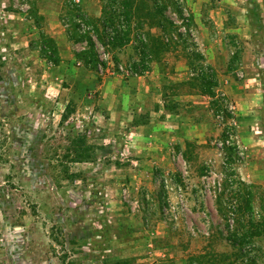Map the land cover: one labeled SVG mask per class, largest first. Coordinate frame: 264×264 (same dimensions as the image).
<instances>
[{
  "label": "rangeland",
  "instance_id": "374dc122",
  "mask_svg": "<svg viewBox=\"0 0 264 264\" xmlns=\"http://www.w3.org/2000/svg\"><path fill=\"white\" fill-rule=\"evenodd\" d=\"M127 2L129 41L119 46ZM243 4L0 0V264H198L201 253L214 264H264V235L241 249L228 240L264 218V31L252 37L242 26L239 34L209 24L240 18ZM200 15H212L205 48L230 61L212 68L214 98L201 83L213 82ZM183 18L197 40L180 29ZM144 46L142 74L167 71L154 67L153 49L179 50L178 102L160 101L157 78L146 94L129 89ZM144 109L150 131L137 136L129 117ZM238 180L251 186L252 213L231 208Z\"/></svg>",
  "mask_w": 264,
  "mask_h": 264
},
{
  "label": "crops",
  "instance_id": "0c3cea01",
  "mask_svg": "<svg viewBox=\"0 0 264 264\" xmlns=\"http://www.w3.org/2000/svg\"><path fill=\"white\" fill-rule=\"evenodd\" d=\"M232 6V5H231ZM252 6V7H251ZM254 8V9H253ZM217 14L219 12H221V10L219 11H215ZM241 12L242 15L241 17H236V19H234V17L231 15V17L228 19L227 14L223 15L221 17V19L218 20V18L215 21H210V23L213 24V30L216 28H221V30H223V32H227V29H235L236 26H238L236 28V31L239 32L240 34V26H242V30L245 31V33H249V36H255L254 30H255V25L259 22H262V31H264V0H256L255 3H251L250 0H245V4L242 5L241 7ZM232 14V12H231ZM201 17H199L198 19H196V22L198 24V28L201 31L197 30L198 33V37L200 40V48L203 51L204 57H205V63L210 65L212 68L217 69L218 67H228L229 68V64L230 61L225 59L226 61H223L224 59L221 58V60L223 61V63H221L220 61V56H223L222 54H224V50L218 51V50H212V47L205 48V35L203 33L204 30V21L206 20V18L211 19L212 15L210 17L208 16H204V15H200ZM220 18V16H219ZM208 19V20H209ZM233 20V22L230 21ZM257 20V22L255 20ZM241 20V23H239ZM231 24H235V26L231 25ZM260 24V23H259ZM219 26V27H218ZM200 32V33H199ZM209 34H211V32H209ZM221 34H218L215 36L218 37ZM257 35V34H256ZM214 36V37H215ZM248 36V35H247ZM218 39V38H217ZM248 43V42H247ZM215 46V45H214ZM212 50V51H211ZM230 53L233 54V51L230 50ZM179 56V50H174L173 48H167L165 50H163L158 56H154L153 58V64L155 65L154 67L157 68L158 65L163 64L162 67L167 66V71H162L163 73H159L158 70L154 71L152 70V72H147L145 74H135L129 77V89L132 91L135 87L137 89V92L140 93V91L143 89L144 93L146 94V92L151 91V90H155V86L151 87V85H153L154 83H156L154 80L155 78L160 80V84H158V95H160V97L165 96V100L160 99V101L162 102H169L170 98H174L177 100H180L181 95H183L185 93V87H183L184 84V77H180V73H176L173 74L172 70H182L184 69L185 65L184 63L180 62L179 60H176ZM161 61H160V60ZM256 65L258 67H260V62L259 60H257ZM183 64V65H182ZM243 65L239 66L242 68H249L250 65L249 63H242ZM232 70L236 69V65L233 64L231 67ZM157 76V77H155ZM151 84V85H150ZM244 86H249V80L246 82H244ZM154 88V89H153ZM122 92V89L120 91V94L118 95V97H120ZM117 96V94H115ZM149 97L153 98L154 94H150ZM243 98V97H242ZM242 98H235V100L237 101H243ZM182 99V98H181ZM260 102L262 101H258L257 104H259L260 106ZM165 107V105L163 106ZM169 111V110H167ZM147 110H143L141 113H133L132 112V116L129 117V119L132 121V123L130 124V132L132 134H136L137 136L143 135L146 136L148 131H150L149 128V119L147 117V115L142 116V114H146ZM167 115H170L169 112H167ZM104 117V116H103ZM173 119H177L176 115H172ZM119 120L121 118H118ZM152 120V119H150ZM165 120V118H164ZM163 120V121H164ZM163 121H161L162 126H165L167 129V134H169V122H168V118H167V122L164 123ZM174 132V131H173ZM133 142H137V145L140 144V142L138 141H133ZM141 145V144H140Z\"/></svg>",
  "mask_w": 264,
  "mask_h": 264
},
{
  "label": "trees",
  "instance_id": "16d2710c",
  "mask_svg": "<svg viewBox=\"0 0 264 264\" xmlns=\"http://www.w3.org/2000/svg\"><path fill=\"white\" fill-rule=\"evenodd\" d=\"M131 15H132V2H127V3H125V10H124V14H123V17L125 19L126 29L123 32V35H121L120 37H117L115 39L117 41L116 43L119 44V46H123L126 43H128V41H129V35H128L126 30H128L130 27ZM261 29H262V25L257 23L255 25L254 33L255 34L258 33L257 31L261 30ZM89 42H90L89 44H90L91 48L94 49L95 48L94 42L92 40H90ZM145 50H146V47L144 46L143 47V58L140 61L141 62V68H138L139 66H135L133 69H131L130 75L142 74L148 68V66L145 63V62H147L146 61V53H144ZM55 52H57L56 49H55ZM91 54L93 55V59H90L89 62L90 63H96V61L98 59H96L97 56H96L95 51L92 50ZM159 54H160V52H158L156 49L155 50L153 49L151 51V56H153V57L156 55L158 56ZM59 61H60L59 58L56 57L54 63L58 64ZM207 67L210 70V73H209L210 77H211L210 83H212V82L213 83L210 84V87L206 88L205 87L206 82L204 81L202 76H201V78L203 80L201 81V83L203 84V91L205 93H207L210 97L214 98L216 94H215V91L213 90V87L218 85V80H217L216 74L213 71L212 67L210 65H208ZM236 184L241 186V189H240L241 192H236V194H234L231 197L230 200H233V201H230L231 205H232L231 208H233V210H235V212H238V213L239 212L242 213V211L247 212V213H250V212L252 213L253 208H252V192L250 189L251 186L249 184H247L246 182L241 181V180L236 181ZM230 202H228V203H230ZM235 212L233 213L234 216H235ZM262 222L263 223H261V224L259 223V225H258V223L255 224L252 221H248V223H246V225L242 224L243 227L247 226V228L245 229V231L243 233H241L240 237L237 239L236 237L238 236V233L235 232L234 239L228 238V240H230V242L233 246L241 249L247 241H250L252 243L253 238L264 235V218H263ZM195 260H197L198 264H204V263H211V264L213 263L214 264L216 262V261L214 262L213 257H211V255H209V253H203V254L201 253L199 255H196Z\"/></svg>",
  "mask_w": 264,
  "mask_h": 264
},
{
  "label": "built area",
  "instance_id": "2783aa9c",
  "mask_svg": "<svg viewBox=\"0 0 264 264\" xmlns=\"http://www.w3.org/2000/svg\"><path fill=\"white\" fill-rule=\"evenodd\" d=\"M188 18H183L180 22V29L183 30L185 33L188 31L192 34V36L197 40L196 34L193 32L192 28L188 25Z\"/></svg>",
  "mask_w": 264,
  "mask_h": 264
}]
</instances>
